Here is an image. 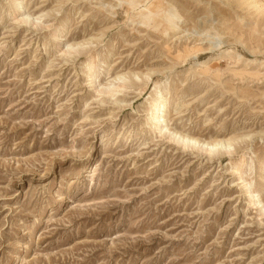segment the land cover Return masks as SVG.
I'll return each mask as SVG.
<instances>
[{"label": "rangeland", "instance_id": "rangeland-1", "mask_svg": "<svg viewBox=\"0 0 264 264\" xmlns=\"http://www.w3.org/2000/svg\"><path fill=\"white\" fill-rule=\"evenodd\" d=\"M0 264H264V0H0Z\"/></svg>", "mask_w": 264, "mask_h": 264}, {"label": "bare ground", "instance_id": "bare-ground-1", "mask_svg": "<svg viewBox=\"0 0 264 264\" xmlns=\"http://www.w3.org/2000/svg\"><path fill=\"white\" fill-rule=\"evenodd\" d=\"M28 18H29V14H25L24 15V19L25 20L24 19H22V20L23 21H26ZM67 46L69 47V49L72 47V45H70V44H68ZM67 50H68V48H67ZM163 107H164V104H157L152 109V111H153V121L156 124V127L160 126L161 123L163 122V120H162V117H163ZM184 139L187 140V141L193 142L194 144L200 145L201 147L205 148V150L208 151V152L210 150L214 149V147H216V146H219V145L224 146V143L222 141L221 142H216L214 144H211V143H205V142H202V143L201 142H198V141L194 140L191 137H186Z\"/></svg>", "mask_w": 264, "mask_h": 264}]
</instances>
